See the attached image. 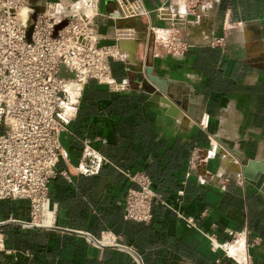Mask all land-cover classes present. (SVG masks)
Here are the masks:
<instances>
[{"label": "crops", "instance_id": "1", "mask_svg": "<svg viewBox=\"0 0 264 264\" xmlns=\"http://www.w3.org/2000/svg\"><path fill=\"white\" fill-rule=\"evenodd\" d=\"M35 1L89 6L88 0ZM167 1H91L96 44L112 54L111 83L90 79L82 85L68 130L60 135L62 156L48 184L53 214L45 216V224L53 219V225L0 226V264H139L114 244L135 251L142 264H234L207 236L224 244L236 238L232 245L246 246L251 264H264V194L234 178L230 168L238 172L237 162L220 151L214 136L244 159L264 158V0H201L193 21L178 20L185 31L177 34L188 45L171 54L154 47L149 55L137 46L138 58L144 63L148 56L167 97L180 104L179 113L163 96L144 89L137 73L127 69L125 54L112 46L117 36L124 39L134 31L114 28L111 15L119 7L128 16L158 8L161 17L159 8ZM181 6L174 3L172 14L164 15ZM148 29L146 40L153 47V29ZM184 113L195 119L207 113L208 129ZM85 144L105 161L96 164L84 156ZM85 167L95 172L85 173ZM124 171L147 173L160 196L148 223L124 217L125 196L133 186ZM7 220L28 222V203L0 201V222ZM76 232L99 241H109L111 233L114 243L98 245Z\"/></svg>", "mask_w": 264, "mask_h": 264}, {"label": "built area", "instance_id": "2", "mask_svg": "<svg viewBox=\"0 0 264 264\" xmlns=\"http://www.w3.org/2000/svg\"><path fill=\"white\" fill-rule=\"evenodd\" d=\"M91 1H87L89 5ZM33 13L30 0H0V201L27 202L28 222L39 224L37 220L43 217L44 209L51 208L48 184L56 176L62 156L60 135L68 130L80 92H72L70 85L79 82L82 86L90 79L111 83L112 54L102 47L89 51L75 48L78 34L85 39L94 36L81 17L70 21L53 38L54 22L43 13H37L32 20ZM29 22L33 28L28 38ZM61 66L66 72H75L76 77H60ZM208 122V114L203 113L198 124L205 129ZM84 147V156L96 164L105 161L91 146ZM84 172L95 170L85 167ZM123 173L133 184L124 200L125 219L150 222L153 204L160 196L152 189L149 175L144 171ZM207 237L214 248L220 247L215 239ZM106 238L109 241H100L114 243L111 233ZM2 244L0 233V249ZM221 249L236 264H242ZM243 255L244 264H251L246 246Z\"/></svg>", "mask_w": 264, "mask_h": 264}, {"label": "water", "instance_id": "3", "mask_svg": "<svg viewBox=\"0 0 264 264\" xmlns=\"http://www.w3.org/2000/svg\"><path fill=\"white\" fill-rule=\"evenodd\" d=\"M182 1V0H181ZM199 2H197L195 4V6L197 4H201V0H198ZM31 5L34 9V13L31 15V19L34 20L36 17L37 13H43L44 15L48 16L50 18V20L52 22H54L53 25V34L52 37L56 38L59 35V31L61 29H63L66 25L69 24L70 21L74 20L75 18L81 17L83 19V21L88 23V27L91 28L92 26V22L89 21V15H79V14H70V15H64L63 13H53V8L49 3L47 2H43V3H38L35 0H30ZM44 5L48 7V12H46L44 9ZM144 6V5H143ZM171 6V5H170ZM168 6V7H170ZM195 6L193 7V10L195 11ZM125 8V7H124ZM124 8H118V12H116L117 14H112L111 16L116 17L113 20L114 23V28L119 32V30H121L122 28L126 27H133L134 29H136L137 31H139V34L135 36L134 38V43L137 44L138 46H140L141 48H144V53L145 55H149V52L151 50H153V48H157L156 45L158 43V41L155 42V44L153 45V47L151 46V44L148 43V40H146V35L148 34V28H157L160 27L162 28L163 25L160 24V22L164 21L162 20V18L159 17L158 15V8L156 9H148L146 8L147 14L142 15V16H129L127 14H125L124 12ZM185 9V8H184ZM114 11V10H113ZM188 12V10H186ZM114 13V12H111ZM189 13V12H188ZM61 15H64L65 17L62 19H59V17ZM110 15V14H109ZM183 17L185 18L186 15ZM185 21H187V18H185ZM165 26H168L167 24L164 23ZM171 27V25H169ZM33 28V25L31 22H29L28 25V29H27V36L29 38V34L31 32ZM92 29V28H91ZM93 30V29H92ZM176 31L181 32L185 31L183 29H179V28H172L171 27V31ZM94 32V36L93 37H89L88 39L83 38V35L80 33L77 35L76 38H74V46L78 51H89L92 48H97L99 47L96 44V36H95V31ZM173 41L175 42L176 45L178 46H182L183 44L188 45L189 42L188 40H185V38H182L181 35H179L178 38H172ZM175 39V40H174ZM86 44L87 46H82ZM113 47L116 48L117 52L116 53H120V54H125V58L127 59L128 62V66L127 69L128 70H133L137 73V78H138V82L141 83V86L146 89L149 90L151 92H153L156 96H163V101L166 102L169 106L170 110L175 109V113H179L182 112L183 109L180 107V104L178 103L177 100L172 99L167 97V87L166 84L164 82V80H162L160 77L154 75L152 73V67L148 64V56L146 57V60L142 61V58H138L137 56V51L139 49V47H137L136 49H133L132 51H127L124 48H121L120 46V42L118 40V36L117 38H115V42L114 44H112ZM164 46V51H169L168 48L166 46L168 45H163ZM167 48V49H166ZM161 50H163L160 47ZM134 54L136 61L133 62L130 59V56ZM144 55V56H145ZM58 75L60 77H64V78H71L74 79L76 77L75 72H66L64 67L61 66V69L58 73ZM151 83L153 86L148 85V83ZM75 85V83L70 85V89ZM80 86L77 90H81ZM186 119H190V120H197L199 121V118L195 119V118H191L189 117L187 114H185ZM209 127V122H208V126L205 129H208ZM215 139L217 140V147L220 149L221 152H223L224 154H228L229 157H231V159L235 160L237 162L238 165V172L231 170V173H233L234 178L235 177H239L240 180L244 179L246 182L252 184L253 186H255L256 188H258L263 194H264V158H260L259 156L254 157V158H248V159H244L243 154L241 152L238 151L237 148H233L228 146L227 144H225L220 138H218V136L216 134H214ZM216 142V141H215ZM8 222H17L22 224L23 226H27V227H44L42 225L39 224H34V223H30V222H22V221H15V220H7L4 222H0V226L5 225ZM76 233H81L84 234L86 236H88L91 240H93L95 243H97L98 245H108L106 243L100 242L99 240L95 239L94 237H92L91 235L87 234V233H82V232H76ZM114 246L120 247L122 249H125L127 251H130L139 261V264H142L138 254L123 246L120 244H114ZM228 258L227 256H224V259Z\"/></svg>", "mask_w": 264, "mask_h": 264}, {"label": "bare ground", "instance_id": "4", "mask_svg": "<svg viewBox=\"0 0 264 264\" xmlns=\"http://www.w3.org/2000/svg\"><path fill=\"white\" fill-rule=\"evenodd\" d=\"M180 2H181V4H182V6H181V10L180 9H178V10H175L176 12H175V14H173V15H171V16H166V15H164V13L163 14H161V17L160 18H162V20L165 22V24H167V25H171V27L173 28L174 27V29L175 28H178L179 27V24H178V20L180 19V18H183V15L185 16V15H187V12H186V10L184 9V4L182 3V1L181 0H177L176 2H174V3H177V5H178V8H179V4H180ZM174 3H172L171 4V10L173 9V4ZM79 4H81V6H83L82 7V9H84V8H86V10H87V12H91L92 11V6H88L86 3H83V2H80ZM76 4H74V5H71V6H69V5H63L62 3H60V4H54V5H51L52 6V8H53V13H51V14H54V13H63L65 16L66 15H70V14H73V6H75ZM51 6H50V8H51ZM176 6V5H175ZM174 6V7H175ZM131 7H133V5L132 4H129L128 6H127V8H131ZM44 10L46 11V12H48V7L47 6H45L44 5ZM160 9V8H159ZM127 12V11H126ZM49 13V12H48ZM83 12H80L79 13V15H84V14H82ZM50 14V13H49ZM91 14V13H90ZM77 15V14H76ZM134 15H136V16H139L138 15V13H137V11L135 12V13H132V15L131 16H134ZM85 16V15H84ZM87 16V15H86ZM129 17V16H128ZM166 27V26H165ZM124 28H126V26L124 27ZM124 28H122V29H124ZM128 28H131V29H134L133 27H128ZM153 29V43L155 44V42L157 41V40H160L159 38H158V31L160 32V31H162V34H165L166 33V28H164V27H162V28H160V27H157V28H152ZM127 30V29H126ZM149 30V29H148ZM125 31V30H124ZM127 32V31H126ZM126 32H123L122 33V35L124 34V33H126ZM132 32V31H131ZM134 33L136 32V34H134V37L131 35V38H130V44L129 45H125V46H122V40L120 39V46H121V48H124V49H126L127 47H131V48H128L127 50H129V51H132L133 49H136L137 48V44H135L133 41H134V38H135V36L136 35H138L139 34V31H137L136 29H134V31H133ZM132 32V33H133ZM130 33V32H129ZM127 38V37H126ZM128 38H129V36H128ZM161 41H164V40H161ZM128 42V41H127ZM166 43V42H165ZM133 56H134V54H132ZM81 85H80V83L79 82H76L75 83V85L71 88V90H72V92H76L77 91V89L80 87ZM52 211V209L51 208H46V209H44V211H43V217L40 219V220H37L38 222L37 223H39V224H43V225H46L45 224V216H46V213L49 211L50 213H51V211ZM52 214H53V211H52ZM52 220L53 219H51V223H52ZM46 226H51V224L50 225H46ZM236 242H238V241H234V242H232V243H227V244H221L220 242H218V241H216L215 240V244H218L221 248H223V249H225L226 251H227V254L229 255V256H233L235 259H237V260H239L242 264H244V255H243V248H242V246H240L239 245V247H237V245L236 246H234V245H232V244H235Z\"/></svg>", "mask_w": 264, "mask_h": 264}, {"label": "rangeland", "instance_id": "5", "mask_svg": "<svg viewBox=\"0 0 264 264\" xmlns=\"http://www.w3.org/2000/svg\"><path fill=\"white\" fill-rule=\"evenodd\" d=\"M177 0H168L164 5H163V7H161L160 9V11H161V13L163 14V13H166L167 11H170L171 10V4L172 3H174V2H176ZM197 2H199L198 0H182V3L184 4V8H185V10H188V12H187V15H186V17L185 18H187V22H191V21H193V15L195 14V12H194V10H193V7L195 6V4L197 3ZM49 3V2H48ZM69 4V3H68ZM68 4H66V5H68ZM49 5L51 6V5H54L53 3L51 4V3H49ZM63 5H65V4H63ZM168 6H170V7H168ZM82 7L83 6H81V4H76L75 6H73V13H75V14H79L80 12H83L82 14H84V15H90V13L91 12H87V10H86V8H84V9H82ZM172 11V10H171ZM170 11V14H172V12ZM174 14V13H173ZM160 24L161 25H163V27L164 28H166L167 30H166V33L165 34H162V31H158V38L160 39V40H157L158 41V43H157V45H156V52H160V51H162L163 53H166L167 51H164V46L163 45H168V46H166L167 48H168V52L171 54V53H173V52H175L177 49V47H178V45H176L175 44V42L173 41V39L172 38H178L179 37V35L177 34V32L176 31H171V27L168 25V26H166L165 27V25H164V23L163 22H160ZM183 29V28H182ZM133 34V33H128V35H126V37L124 38V39H122V37H119L118 36V40H119V42H120V39L122 40V42L123 41H129L130 40V38H131V35ZM148 35V34H147ZM186 35H187V30H186ZM128 36H129V38H128ZM134 37V36H133ZM161 40H164V41H161ZM175 40V39H174ZM188 40V39H187ZM152 42H153V40H152ZM166 42V43H165ZM121 43V42H120ZM160 47L163 49V50H160ZM166 48V49H167ZM236 238H233V240H231L229 243H232V242H234V240H235ZM221 244H224V243H221ZM216 251L220 254V253H223L224 254V256H227L226 255V253L224 252V250H222L220 247H216ZM230 260H232V262H234L233 261V259H231L230 257H228ZM234 264H236L235 262H234Z\"/></svg>", "mask_w": 264, "mask_h": 264}, {"label": "flooded vegetation", "instance_id": "6", "mask_svg": "<svg viewBox=\"0 0 264 264\" xmlns=\"http://www.w3.org/2000/svg\"><path fill=\"white\" fill-rule=\"evenodd\" d=\"M209 116V115H208Z\"/></svg>", "mask_w": 264, "mask_h": 264}]
</instances>
